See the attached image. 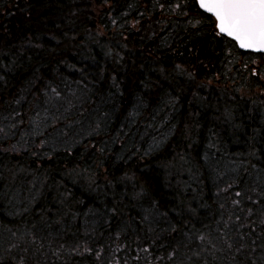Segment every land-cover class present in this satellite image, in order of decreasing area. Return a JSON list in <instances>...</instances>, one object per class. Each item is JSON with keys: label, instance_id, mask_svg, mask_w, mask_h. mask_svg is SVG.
<instances>
[{"label": "trees", "instance_id": "trees-1", "mask_svg": "<svg viewBox=\"0 0 264 264\" xmlns=\"http://www.w3.org/2000/svg\"><path fill=\"white\" fill-rule=\"evenodd\" d=\"M155 5L0 0V264H264V96Z\"/></svg>", "mask_w": 264, "mask_h": 264}, {"label": "snow or ice", "instance_id": "snow-or-ice-1", "mask_svg": "<svg viewBox=\"0 0 264 264\" xmlns=\"http://www.w3.org/2000/svg\"><path fill=\"white\" fill-rule=\"evenodd\" d=\"M104 3L107 4L108 0H104ZM155 6L161 11L185 18L184 22L187 25L183 29L185 32L191 30L196 35H200L204 33L208 26H211L213 39L226 43L227 54L231 56L233 49L243 50L249 56V62L243 64L244 69L252 77L264 80V75H261L260 68V63H264V0H163V2L156 0ZM112 23L116 24V20H112ZM133 27H135V24H133ZM107 54L111 55V52L109 51ZM252 54H260V63L251 59ZM229 62L231 63L233 61ZM249 63L253 66L250 67ZM6 67L7 65H0V70ZM173 71L178 75L186 74L189 79H194L193 74L188 72L183 64L175 65ZM0 79H3V77L0 76ZM49 92L52 93L49 99L61 96L60 90L57 87H53L51 82L46 86L45 95ZM176 99L175 97L172 98L171 102H175ZM225 115L229 120L233 118L231 112L226 111ZM100 128L101 125L98 123L94 131L98 132ZM13 150H16L15 146H13ZM100 151L103 152L104 149L101 148ZM121 179L127 180L129 177L125 174V177ZM91 183H95L94 178L91 179ZM108 183L111 184L112 182L109 181ZM142 194L143 189L141 192L136 193V196L140 197ZM236 195L240 196L241 193L237 192ZM234 203L239 204V201H235ZM112 212L115 213L116 208H113ZM189 212L194 213L195 210L189 208ZM198 239L203 244L206 237L200 235ZM253 243L255 242L253 241ZM209 244L212 248H215V244L211 241H209ZM232 247L233 245L231 243L227 244L228 249ZM242 250H244L243 243L236 248V252L240 253ZM85 251L90 252L91 249L86 248ZM172 255L174 256L175 252ZM194 255L199 256V253H195ZM3 259L4 257L0 256V261H3ZM21 264H23V261H21Z\"/></svg>", "mask_w": 264, "mask_h": 264}, {"label": "rangeland", "instance_id": "rangeland-1", "mask_svg": "<svg viewBox=\"0 0 264 264\" xmlns=\"http://www.w3.org/2000/svg\"><path fill=\"white\" fill-rule=\"evenodd\" d=\"M225 51L224 64L226 69L222 77L227 81L226 85L229 86V89L241 98L246 97L253 101L256 99L262 100L264 96V80L252 77L243 67L245 62H249V56L238 49H233L231 56L227 54V47ZM259 55L252 54L251 59L260 63ZM229 61L233 62L230 63ZM249 66L252 67L253 65L249 63ZM260 68L261 75H264V63H260Z\"/></svg>", "mask_w": 264, "mask_h": 264}, {"label": "water", "instance_id": "water-1", "mask_svg": "<svg viewBox=\"0 0 264 264\" xmlns=\"http://www.w3.org/2000/svg\"><path fill=\"white\" fill-rule=\"evenodd\" d=\"M240 51H243V50H240Z\"/></svg>", "mask_w": 264, "mask_h": 264}]
</instances>
